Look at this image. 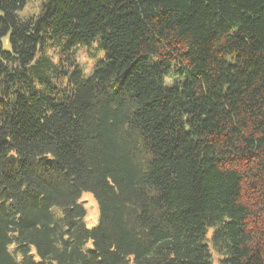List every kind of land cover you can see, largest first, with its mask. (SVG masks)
Masks as SVG:
<instances>
[{
    "label": "trees",
    "instance_id": "trees-1",
    "mask_svg": "<svg viewBox=\"0 0 264 264\" xmlns=\"http://www.w3.org/2000/svg\"><path fill=\"white\" fill-rule=\"evenodd\" d=\"M26 2L0 0V264H264V0Z\"/></svg>",
    "mask_w": 264,
    "mask_h": 264
},
{
    "label": "rangeland",
    "instance_id": "rangeland-1",
    "mask_svg": "<svg viewBox=\"0 0 264 264\" xmlns=\"http://www.w3.org/2000/svg\"><path fill=\"white\" fill-rule=\"evenodd\" d=\"M38 3L39 0H27L24 7L19 11V15L26 17L30 14H36ZM54 53L55 52L53 48L50 47L47 49V54L53 55L56 59ZM73 55L76 61L78 62L80 68L82 69L84 78H87L93 73L95 65L99 61L103 60L104 51L99 48L96 42H92L90 46H77L73 48ZM165 83H169L168 78H166ZM79 201L84 205L86 209V215L84 217L85 224L88 227L95 225L98 220V207L95 199L90 193H83ZM86 245L89 246L90 243H87ZM212 255L215 264H217V255L213 253V250Z\"/></svg>",
    "mask_w": 264,
    "mask_h": 264
}]
</instances>
